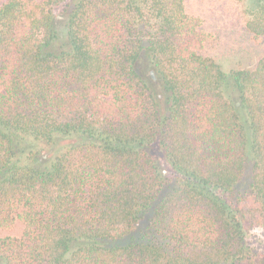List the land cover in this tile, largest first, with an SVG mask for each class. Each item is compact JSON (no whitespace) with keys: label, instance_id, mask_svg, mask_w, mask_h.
<instances>
[{"label":"trees","instance_id":"obj_1","mask_svg":"<svg viewBox=\"0 0 264 264\" xmlns=\"http://www.w3.org/2000/svg\"><path fill=\"white\" fill-rule=\"evenodd\" d=\"M59 15L67 47L57 51ZM202 25L185 0H0L3 264H264L246 238L264 226V56L226 72L205 54L214 38ZM246 27L264 36V0ZM142 57L166 111L138 70ZM231 83L249 131L225 93ZM75 133L87 139L45 165L14 161L26 136ZM171 181L148 240L98 243L132 233ZM18 222L20 235L1 234Z\"/></svg>","mask_w":264,"mask_h":264},{"label":"rangeland","instance_id":"obj_2","mask_svg":"<svg viewBox=\"0 0 264 264\" xmlns=\"http://www.w3.org/2000/svg\"><path fill=\"white\" fill-rule=\"evenodd\" d=\"M256 0H185V6L188 13L199 16L203 19L202 29L213 34V41L207 44L205 54L213 56L222 65L226 72L237 67H252L256 61L264 56V36L260 41L253 38L251 32L246 27L248 17V8ZM67 21L65 15H59L55 19V28L57 37L54 39L52 48L61 50L67 47ZM138 70L147 80L155 97L158 99L160 109L167 110L166 92L162 85L161 78L150 62L149 58L142 57L138 62ZM226 95L237 105L241 119L249 131V118L247 112L241 107L239 93L231 84L225 87ZM26 139L19 145L17 155L14 161L19 164L42 163L45 165L50 160L65 153L72 146L79 145L87 139L82 134L62 135L56 134L52 142H45L26 136ZM34 153V155L32 154ZM34 156L37 161L32 157ZM164 168L163 161L160 162ZM167 172V169L164 168ZM253 161L247 163L245 173L242 179L235 185L237 193H245L252 182ZM174 182H170L159 193L158 198L147 210L136 229L123 238L112 240H98V243L106 246L125 245L132 241L143 242L150 238L152 232L150 221L154 208L173 187ZM23 229L22 223H17L11 230L1 231L2 235L12 234L20 235ZM247 242L257 250L264 251V226H255L247 234ZM78 245L75 243L73 247ZM4 260L0 257V264Z\"/></svg>","mask_w":264,"mask_h":264}]
</instances>
